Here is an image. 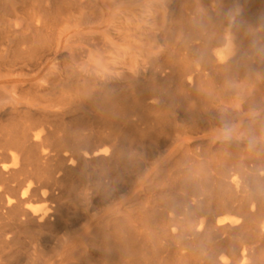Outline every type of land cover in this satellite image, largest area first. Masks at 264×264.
Returning a JSON list of instances; mask_svg holds the SVG:
<instances>
[{
    "label": "bare ground",
    "instance_id": "bare-ground-1",
    "mask_svg": "<svg viewBox=\"0 0 264 264\" xmlns=\"http://www.w3.org/2000/svg\"><path fill=\"white\" fill-rule=\"evenodd\" d=\"M246 1L173 0L165 15L168 25L175 22L172 53L179 50L177 56L180 58L174 63L171 73L162 77L172 85V89L151 97L145 92L142 94L141 84L156 80L162 72L155 67L157 57L153 54V60L145 62L147 66L136 67L131 72L129 85L135 93H131L129 98L130 94L125 97L126 94L119 91L117 95L123 98L119 100L120 103L117 101L119 104L114 105L117 112L124 111L125 115L128 113L124 107L128 102L135 108L144 106L154 112L163 110L173 120L165 123V128L146 125L143 130L136 119L127 120L132 138L130 151L134 156L141 150L139 145L142 132L150 128L157 131L154 140L150 142V149L147 147L150 158L155 159L151 164L156 166H144L146 173L151 170L156 173L168 162L181 157H187L193 163L189 167L191 169L183 170L189 173L188 176H192V172L201 173H198L201 175V189L190 191L196 195L179 196L174 200L176 206L170 207L173 213L169 210L165 212L169 219L171 214L176 217L166 223L171 235H187L191 244L197 239L201 240V262L194 264H264V16L252 20L254 14ZM115 2L118 3V0ZM200 19L199 31L186 35L183 43L178 46L179 39L175 41L179 37L178 23H199ZM202 30L205 33H201ZM164 38L161 32L153 33V39L165 48L157 52L158 56L170 53ZM112 48L108 49L112 51ZM51 53V48H32L29 58L18 63L12 62L9 66L12 68L20 65L21 71L36 70ZM93 57L95 71L99 70L98 67H106L104 64L109 68L112 62L103 63V60L100 62L102 56ZM228 70L233 75L230 79L225 77ZM106 74L102 71V75L96 79V85L106 87ZM34 78H26L23 74L0 76V156L8 157L11 162L9 167L8 162L0 161V182L7 180L8 176L18 179V188L12 189L14 195L5 193L2 196L0 189V264H24L22 256L15 263L8 262L10 253L6 250L17 242L18 251L22 253L26 248L24 240L29 235L44 236L40 239L43 242L40 246L44 249L50 247L48 251L42 249V258L36 260L35 264H82L80 261L71 263L69 260L76 256H87L89 249L77 250L75 246H87L86 243L94 236L105 238L110 233L109 224L114 226V234L117 229L120 230L123 223L118 225L123 216L119 210L114 209L108 213L102 209L106 198L113 195L95 197L96 190L91 186H86L84 192L80 193L78 206L70 212L71 208L62 202L66 194L63 182L78 169H90L88 175L97 174V179L118 170L126 153L121 146L124 143L121 139H124L126 132L119 125L116 129L110 126L107 131L99 132L93 144L84 142L82 147L80 145V150L85 153L72 149L66 154L64 148L71 146L75 140L63 141V137L51 132L49 125L57 113L52 110L58 105L59 99L56 96L67 97L71 89L58 92L51 79L33 81ZM109 79H113V87L122 88L123 83L120 81L126 78L121 75ZM93 82V78L86 76L77 79L73 85L79 89L80 85ZM153 98H158V102L146 103V100ZM110 103L114 104V101ZM172 104L176 108H169ZM186 105L189 107L185 108ZM120 119L115 117L114 120ZM6 120L12 124L8 131L5 130ZM197 133H201V137L196 142L197 146L190 149V136ZM52 137L56 140H51ZM243 156L251 157L252 165L249 168H244L243 161L246 160H243ZM93 179L91 177L89 180ZM197 183L192 184L194 186ZM36 203L44 205L36 206ZM126 218L130 222L129 232L135 229L136 223L144 225L151 219L144 211H129ZM28 248L36 249L34 245ZM104 253L102 257L106 258ZM84 264L91 262L86 260Z\"/></svg>",
    "mask_w": 264,
    "mask_h": 264
},
{
    "label": "rangeland",
    "instance_id": "rangeland-1",
    "mask_svg": "<svg viewBox=\"0 0 264 264\" xmlns=\"http://www.w3.org/2000/svg\"><path fill=\"white\" fill-rule=\"evenodd\" d=\"M115 1L117 0H0V76L8 75L14 77L23 74L26 78L35 77L33 81L49 78L56 85L58 92H65L71 89V94L67 97L56 96V99H59L58 105L52 110L57 113L52 117L49 125L51 132L58 137H63V141L72 142L75 140L71 146L64 148L66 154H69L72 149H79L81 153H85L82 149L80 150L82 144L84 142L93 144L97 141V135L107 131L110 126L116 129L119 125L120 129L126 132L124 139H121L124 142L121 146L126 153L118 170H113L108 176L97 179V174H93L94 176L88 175L90 169H78L63 182L62 187L66 194L62 202H65L71 208L70 212L73 211L74 207L78 206L80 193L84 192L86 186H91L96 190L95 197L113 195L110 198H106L103 208L101 207L102 209H106L108 213L116 209L119 212L121 211V216H123L121 218L123 222L121 221L118 225L119 227L123 223L120 230L117 229L113 234L114 226L109 224L110 233L105 238L94 236L86 243L87 246H75L77 250L87 247L89 249L87 256H82L81 258L76 256L69 262L77 263L80 261L82 264L86 260L91 262V264H194L197 261L201 262V240L197 239L191 244L188 242L187 235L181 233L171 235L166 223L176 217L171 214L170 219H172L170 220L165 213L168 210L173 213L170 207L176 206L174 202L179 196L196 195L190 191L201 189V175H199L201 173L192 172L190 173L192 176L189 175V177V173L183 171L193 164L191 159L187 157L168 162L166 166L156 173L153 170L146 173L144 166L155 161L154 158L149 156L150 142L154 140L153 137L157 133L153 128L142 132L140 137L141 144L139 145L141 150L135 156L130 151V140L132 138L130 137V132H128L127 120L136 119L142 130L146 128V125L165 128L167 126L165 123L173 120L163 110L154 112L144 106L135 108L129 102L124 107L128 113L127 115L124 114V111L117 112V107H115L119 100L123 98V96H120V98L117 95L119 91L121 92L122 90L126 94L125 97L130 94L129 98H131V93H135L129 85L131 72L136 67L146 65L145 62L153 60L151 59L153 54L157 57L154 63L155 67L160 68L162 72L156 80L145 81L141 84L142 94L145 92L148 97H151L153 94L156 96L159 92L162 93L172 89V85L164 81L162 77L165 78L168 73H171V68L175 65L174 63L177 59L180 58L177 56L179 50L172 53L174 43L173 24L175 22L168 25L165 15L168 11V5L173 0H129L130 2L128 0H118V3ZM230 1L232 3L236 2V0ZM246 3H248V8H251V13L254 14L251 17L252 20L263 18L264 0H247ZM190 4L192 5L191 1ZM145 12L148 13L145 15ZM132 15L133 17H131ZM178 24L179 37L175 41L177 42L179 39L177 42L179 46L183 43L186 35L199 31L198 26H201V19L199 23L185 24L184 22H179ZM183 24L185 25L184 27H182ZM109 31L112 33H109ZM159 32L163 33L164 42L170 49V53L161 56H158L157 52L164 51V45L153 39V33ZM119 33H122V36ZM201 33H205V30H202ZM90 40L93 41L94 46L95 44L97 45L96 48ZM107 45L108 47H106ZM38 47L41 49L51 48L52 53L36 70L24 69L21 71L19 69L20 65L12 68L9 66L12 62L18 63L29 58L32 48ZM93 47L94 51L92 50ZM108 48H112V51ZM107 50L110 53H107L108 56L105 57ZM116 52L119 53L117 54ZM93 55L99 58L102 56L100 62L103 60V63L112 61L109 63V68H107V64H104L106 67L103 69L98 67L99 73L97 74L98 71L94 69L96 64ZM82 56L83 58L86 56V58L83 59ZM89 58L90 60H88ZM99 58L97 59L99 60ZM113 60H116L117 63L116 61L113 62ZM127 61H130V64ZM86 64L87 68L85 67ZM119 66L122 68H119ZM92 67V70L96 73L91 70ZM102 71L107 73L104 76V78L106 77L104 79L107 83L106 87L96 85V79L102 75ZM121 75L126 78L124 81H120L123 83V89L121 87H113L111 84L113 79L109 78H119ZM86 76L93 78L94 82L84 83V85H80L81 88L76 89L73 83L77 79L86 78ZM225 77L228 79L233 77L231 70H228V74ZM227 89L230 90L231 88L227 87ZM105 96L108 103L104 102ZM157 100L158 98L148 99L146 103L151 101L157 103ZM112 101H114V104L110 103ZM188 107V105L185 106V108ZM169 108H176V106L174 107V104H172ZM115 117H120L121 119L117 121L114 120ZM4 124L6 131L12 127L9 120H6ZM7 137L6 135L5 138ZM200 137L201 133L190 136L192 144L190 149H194L197 146L196 142ZM51 140L55 141L56 139L52 137ZM148 146L149 149L147 148ZM250 158L243 156V160H246L243 161L244 168H249L252 165ZM0 161L8 162L9 167H11L8 157L0 156ZM129 163L130 165H128ZM151 166L155 168L156 165L153 166L151 164ZM199 167V170H201V166ZM98 169L96 167L95 170L98 171ZM91 177L94 178L92 181L89 180ZM115 178L116 180L114 181ZM197 181L198 186H193L192 183L196 184ZM190 182L192 183L190 184ZM187 184L190 185L188 186ZM17 186L18 179L8 176L7 180L0 182L2 196L5 193L14 195V190L18 188ZM188 187L191 188L189 189ZM114 198L115 200H113ZM35 205L41 206L44 204L36 203ZM129 211L131 213L144 211L147 213L148 218L151 219L144 225L136 223L135 229L129 232L130 222L126 218ZM162 212L163 217L160 216ZM178 218L181 219L183 216ZM42 238L44 236L33 237V235H29V238L24 240L26 248L22 253L18 251V244L15 242L6 250L10 253L7 261L15 263L22 256L24 264H35L36 260L38 261V259L42 258V252L50 249V247L44 249L40 246L43 245ZM169 240L171 244L170 242L167 243ZM180 241L181 244H179ZM32 245L36 247L35 250L28 248ZM42 249L44 250L42 251ZM196 252L198 253L197 255ZM103 253L106 254V258L102 257ZM123 253L126 255H123ZM178 258L179 260H177Z\"/></svg>",
    "mask_w": 264,
    "mask_h": 264
}]
</instances>
